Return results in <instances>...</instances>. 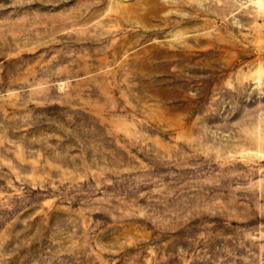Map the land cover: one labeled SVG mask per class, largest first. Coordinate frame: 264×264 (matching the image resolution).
I'll list each match as a JSON object with an SVG mask.
<instances>
[{"label":"rangeland","instance_id":"rangeland-1","mask_svg":"<svg viewBox=\"0 0 264 264\" xmlns=\"http://www.w3.org/2000/svg\"><path fill=\"white\" fill-rule=\"evenodd\" d=\"M0 264H264V0H0Z\"/></svg>","mask_w":264,"mask_h":264}]
</instances>
